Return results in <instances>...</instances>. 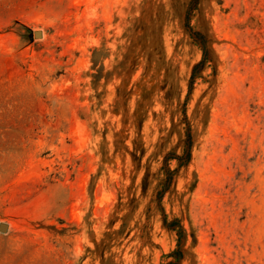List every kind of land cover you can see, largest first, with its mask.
<instances>
[{
	"label": "rangeland",
	"instance_id": "obj_1",
	"mask_svg": "<svg viewBox=\"0 0 264 264\" xmlns=\"http://www.w3.org/2000/svg\"><path fill=\"white\" fill-rule=\"evenodd\" d=\"M190 1L0 0V264H264V0L189 88Z\"/></svg>",
	"mask_w": 264,
	"mask_h": 264
},
{
	"label": "trees",
	"instance_id": "obj_2",
	"mask_svg": "<svg viewBox=\"0 0 264 264\" xmlns=\"http://www.w3.org/2000/svg\"><path fill=\"white\" fill-rule=\"evenodd\" d=\"M199 0H191L190 3H189V6L187 8V13H186V26L188 27L189 29V32L191 34V37L193 38L194 41H196L199 45H201L202 49H203V57L202 59L196 63L193 68H192V73H191V77H190V82H189V88L191 87V84H192V80L194 78V73L196 71V69L200 66H202L208 56V50H207V47H206V38L205 36L199 32V31H196V30H192L189 26H188V17H189V13L196 8L197 6V3H198ZM190 146H191V136H190V132H189V129L187 128V131H186V148H185V153L184 155L182 156H176L177 159H179L181 161V159L184 161H182V163H185L189 160V157H190V153H189V150H190ZM167 171V180H166V184H165V187L168 186L170 180H171V176H172V172L171 170L169 169H166ZM164 222L166 223V219L164 218ZM167 225L169 227H178V233H179V238L182 234V229L180 227V225L178 224V221L177 219H174L170 222L167 223ZM175 254L177 255V258L181 257V254L178 250H176Z\"/></svg>",
	"mask_w": 264,
	"mask_h": 264
},
{
	"label": "water",
	"instance_id": "obj_3",
	"mask_svg": "<svg viewBox=\"0 0 264 264\" xmlns=\"http://www.w3.org/2000/svg\"><path fill=\"white\" fill-rule=\"evenodd\" d=\"M37 32H38V31H37ZM37 32H36V34H37ZM2 225H6V224L1 223V224H0V229H1V226H2Z\"/></svg>",
	"mask_w": 264,
	"mask_h": 264
}]
</instances>
